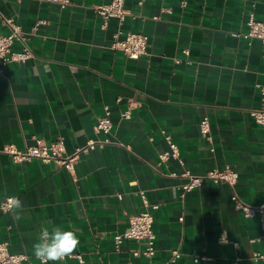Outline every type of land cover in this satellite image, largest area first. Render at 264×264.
I'll return each mask as SVG.
<instances>
[{"label": "crops", "instance_id": "obj_1", "mask_svg": "<svg viewBox=\"0 0 264 264\" xmlns=\"http://www.w3.org/2000/svg\"><path fill=\"white\" fill-rule=\"evenodd\" d=\"M111 1L0 0V34L10 33L5 20H12L34 54L0 70V204L23 202L18 214L0 211V242L25 254V264H40L32 245L44 227H60L76 232L73 254L85 262L68 256L59 264H162L176 249L175 264H264L253 260L264 253L259 218L232 201L235 192L247 204L264 203V128L250 114L262 104L264 51L260 40L242 37L251 16L264 18V0H126L124 23L103 26L95 8ZM119 28L148 36V54L135 60L111 50ZM106 108L110 142L81 155L77 181L54 163H16L3 152L63 140L71 153L101 137L94 126ZM204 117L213 145L200 134ZM163 132L179 156L161 163L169 149ZM226 166L239 174L235 189L205 180L180 197L184 174ZM141 190L158 206L152 257L133 255L146 241L114 244L129 216L146 210ZM203 256L209 260L195 261Z\"/></svg>", "mask_w": 264, "mask_h": 264}, {"label": "built area", "instance_id": "obj_2", "mask_svg": "<svg viewBox=\"0 0 264 264\" xmlns=\"http://www.w3.org/2000/svg\"><path fill=\"white\" fill-rule=\"evenodd\" d=\"M50 2H57L62 7H66L71 2L70 0H48ZM95 11L103 18V26H106L107 21L114 18L123 24L126 18L130 15L126 8V0H112L108 4L97 6ZM5 23L10 28V33L7 35L0 34V70L7 67L12 63H24L30 58L34 57L30 47L25 43L26 34L22 28L16 25L12 20H5ZM44 20L37 22L34 29H37L39 25L45 24ZM249 30L242 35L245 39H258L263 44L264 51V18L257 20L254 16H251L248 20ZM240 36L239 34H234ZM19 42L22 44L20 50H14V44ZM111 50L115 52H123L130 59H139L142 56L148 54L149 50V38L145 34L138 32H124L120 28L114 34L113 41L110 45ZM260 94L262 96V104L259 109L252 110L250 112L255 123L264 128V86L259 87ZM131 110H127L122 114L123 118H131ZM113 122L111 120V111L106 108L104 116L98 119L94 126V132L96 135H100L98 139H92L87 142L85 146L76 148L73 152L68 153L63 140H57L50 144L43 140H36L34 145L26 147L24 150H19L13 145L5 146L3 152L8 154L14 162L23 163L29 162L33 159H38L44 163H54L58 166L65 168L73 177L74 181H77L76 166L79 163L82 154L95 150L98 147H103L110 142V134L113 130ZM199 130L201 136L208 142V144H214V138L211 130V122L208 117H204L199 124ZM165 140L169 146L168 151L160 155V161L167 162L171 158H178L179 150L176 144H174L171 136L163 132ZM187 182L180 187V197L184 198L187 193L199 188L203 185L205 180H211L214 183L228 184L232 189L238 182L239 174L231 166H226L223 169H214L208 172L205 176H195L189 173L184 174ZM139 195L146 206V210L135 215L129 216V228L124 233L117 234L114 237L115 249L119 250L121 245L125 241L141 242L146 241L147 244L142 250H134L133 255H144L146 257H152L156 253L155 240L156 235L153 230L154 214L153 210L157 209V205H151L148 202L146 193L144 191L136 192ZM14 198H7L0 204V211H11V204ZM232 201L236 210H239L247 218L258 217L260 227L262 229V236L259 240L264 241V203L261 205H250L241 200L234 192ZM222 241L228 242L226 238H222ZM237 245V244H235ZM181 252L176 249L172 251L171 258L162 264H175L179 258H181ZM69 257L79 260L84 263L85 260L81 254H72ZM209 260L208 257L196 258L195 261ZM255 262H264V253L256 252L253 255ZM28 261V257L25 254H14L10 252L9 244L7 242H0V264H25ZM232 264H244L241 258H237Z\"/></svg>", "mask_w": 264, "mask_h": 264}, {"label": "clouds", "instance_id": "obj_3", "mask_svg": "<svg viewBox=\"0 0 264 264\" xmlns=\"http://www.w3.org/2000/svg\"><path fill=\"white\" fill-rule=\"evenodd\" d=\"M23 210V202L15 198L11 204L13 214H18ZM79 238L75 231L63 230L60 227L49 229L44 227L37 241L32 245L34 257L40 264H59L66 257L72 255L79 246Z\"/></svg>", "mask_w": 264, "mask_h": 264}]
</instances>
